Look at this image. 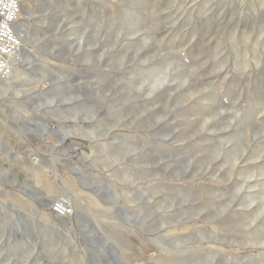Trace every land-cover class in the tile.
<instances>
[{
  "label": "rangeland",
  "instance_id": "374dc122",
  "mask_svg": "<svg viewBox=\"0 0 264 264\" xmlns=\"http://www.w3.org/2000/svg\"><path fill=\"white\" fill-rule=\"evenodd\" d=\"M19 1L0 264H264V0Z\"/></svg>",
  "mask_w": 264,
  "mask_h": 264
},
{
  "label": "built area",
  "instance_id": "2783aa9c",
  "mask_svg": "<svg viewBox=\"0 0 264 264\" xmlns=\"http://www.w3.org/2000/svg\"><path fill=\"white\" fill-rule=\"evenodd\" d=\"M20 6L19 0H0V78L10 75V62L21 47V34L17 30ZM50 207L58 216H69L73 213L72 206L63 198L54 199Z\"/></svg>",
  "mask_w": 264,
  "mask_h": 264
},
{
  "label": "bare ground",
  "instance_id": "6f19581e",
  "mask_svg": "<svg viewBox=\"0 0 264 264\" xmlns=\"http://www.w3.org/2000/svg\"><path fill=\"white\" fill-rule=\"evenodd\" d=\"M21 7V6H20ZM21 14H22V9H21ZM21 16V15H20ZM18 26L17 25V30H18ZM19 32V30H18ZM46 35V34H45ZM21 41V40H20ZM21 48V47H20ZM49 52V51H48ZM18 58L16 57V55L12 58L10 64H11V73L7 78H0V95H5L7 94V90L10 89L12 87V81L17 77V72L19 69V65H18ZM5 98V97H4ZM2 99V98H1ZM53 200V199H52ZM68 201V200H67ZM70 203V205L72 206V208L74 209L73 203L68 201ZM51 214L53 215V218H48L45 217V221L53 226H58V227H63V226H68L69 224H71L72 222L67 220L66 216H58L55 213L51 212ZM73 214V213H72ZM57 219V220H56ZM59 220V221H58Z\"/></svg>",
  "mask_w": 264,
  "mask_h": 264
},
{
  "label": "crops",
  "instance_id": "0c3cea01",
  "mask_svg": "<svg viewBox=\"0 0 264 264\" xmlns=\"http://www.w3.org/2000/svg\"><path fill=\"white\" fill-rule=\"evenodd\" d=\"M36 139L35 141L30 140V144H32V146L36 149H38V145L34 146L35 144H40V138L38 136L35 135V137H33V139ZM2 137L0 136V172L3 174H5V171H7V173L4 176H12L13 178H15L17 181H20V172L16 169L13 168V166H6V162L11 161L8 157H6V147L4 146V144L2 143ZM3 181H4V177L0 176V185H3Z\"/></svg>",
  "mask_w": 264,
  "mask_h": 264
},
{
  "label": "water",
  "instance_id": "95a60500",
  "mask_svg": "<svg viewBox=\"0 0 264 264\" xmlns=\"http://www.w3.org/2000/svg\"><path fill=\"white\" fill-rule=\"evenodd\" d=\"M28 17L32 20V31H31V34H30V37H29V41L31 43V47L32 48H35L37 46V37H36V34H35V31H36V26H35V16L34 15H28Z\"/></svg>",
  "mask_w": 264,
  "mask_h": 264
}]
</instances>
